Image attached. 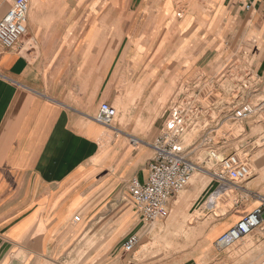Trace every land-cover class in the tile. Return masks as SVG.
<instances>
[{"label":"crops","instance_id":"obj_1","mask_svg":"<svg viewBox=\"0 0 264 264\" xmlns=\"http://www.w3.org/2000/svg\"><path fill=\"white\" fill-rule=\"evenodd\" d=\"M128 1L141 6L127 9ZM147 1L29 0L26 33L13 48L0 46V264H58L68 258L82 230L73 216L91 205V159L109 140L110 128L93 116L101 102L118 100L117 89L132 118L110 130L113 157L100 168V195L109 187L128 189L131 178L145 179L151 156L130 137L151 150L148 132L136 127L147 103L141 108L139 95L135 105L126 97L140 84L139 70L152 71L156 64L211 69L240 54L253 63L257 94L264 97V0H223L222 14L231 17L233 30L214 31L217 43L219 34L222 41L213 52L205 51L200 31L193 39L186 30L180 53L171 48L175 35L169 26L160 33L151 29L157 10L171 15L170 0L154 10L145 28L138 19L123 23L147 11ZM11 5L0 0V19ZM250 122L245 120L248 127ZM254 180L246 187L264 192ZM107 208L96 212L106 223Z\"/></svg>","mask_w":264,"mask_h":264},{"label":"rangeland","instance_id":"obj_2","mask_svg":"<svg viewBox=\"0 0 264 264\" xmlns=\"http://www.w3.org/2000/svg\"><path fill=\"white\" fill-rule=\"evenodd\" d=\"M170 1L171 15L158 13L157 9L162 7L161 3L164 0H148L151 5L146 4L147 11L144 10L141 15L134 18L127 20L123 18V23L127 26L138 19L139 27L145 28L147 20L151 21L154 10L155 13L157 10L153 18L155 21H151L153 24L151 29L160 33V30L169 26L170 32L175 35L172 38L171 48L175 49L177 46L178 53L187 45L184 39L186 33H183L186 30L189 37L194 36L193 39H196V32L200 31L198 35L204 36V48L208 52L209 49L213 52L222 41L219 34L220 42L217 43V37L213 34L215 30H233L234 22L230 20L231 17L222 14L223 0ZM140 6L128 1L124 7L136 9ZM149 9L150 16H148ZM178 12H182L181 17L177 16ZM114 18L117 17L114 15ZM239 55L227 60L226 64H211V69L208 66L193 69L189 68L190 64H156L157 68L152 71L141 69L140 84L135 87L134 95L127 93L126 97L130 98L127 101L129 104L135 105V97L139 95L142 98L141 108L147 103L145 111H140V115L144 118L142 117L141 123L136 127L147 131L149 140H153L152 138L164 125V110L168 108L169 100L173 99L179 86L190 82L196 75L215 78L210 89L201 91L202 96L206 97L203 105L207 115L210 116L209 119L217 120L228 110L229 104H235L241 99L245 101L261 99L263 108L251 117L252 122L249 123V127L245 121L241 124H232L228 119L216 134L212 132L207 136H216L214 139L218 141L225 139L223 147L218 149L220 154L237 152L247 159L251 177L242 184L243 187L253 179H255L254 184L260 183L261 187H264V97L257 94L258 86L254 85L252 79L246 80L245 70H242L245 64H251L252 68L253 63L247 58L241 59L242 56ZM231 68L233 70L228 75V70ZM116 94L118 100L113 106L117 116L112 126L108 127L110 129H108L107 147L100 148L91 159V205L77 212L81 215L79 224L82 230L79 229V238L70 246L68 258L58 264H260L264 260V220L260 228H256L235 243L221 247L215 245L218 236L251 210L255 201L253 198H247L244 192L233 186L225 187L226 184H218L209 174V171L215 170V167L208 161V150L204 147L188 148V157L196 164L192 179L172 198L171 211L165 219L144 222L126 187L119 193L117 192L119 189L113 191L109 187L107 190H102L103 195H100L99 181L103 175L99 173L100 168L105 165L107 159L110 162L113 157V151L110 150V136H114L115 132L110 130H115L113 127H116L118 122L124 123L132 118L129 117L131 109H127V105L121 103L122 95L118 89ZM228 128L232 131H228ZM250 136L254 141L252 145L248 143ZM191 138L194 140L195 134H187L186 140ZM142 145L140 143V148L148 150V156H151V150ZM106 195L107 199L104 198ZM105 204L108 206L107 223L104 218L100 221V213H96L99 207ZM131 232L137 234L139 239L132 251L125 252L122 250V241Z\"/></svg>","mask_w":264,"mask_h":264},{"label":"built area","instance_id":"obj_3","mask_svg":"<svg viewBox=\"0 0 264 264\" xmlns=\"http://www.w3.org/2000/svg\"><path fill=\"white\" fill-rule=\"evenodd\" d=\"M11 2V7L0 19V46L6 49L13 48L19 43L21 36L26 33L28 20L29 0H11ZM181 13L178 12L177 16L181 17ZM232 70V68L228 70V75ZM242 70H245L246 80L252 79L254 85L258 86L259 79L253 73L251 64H245ZM214 79V77L196 75L190 82H185L186 84L183 83L179 86L173 95V99L169 100L168 108L164 110V125L148 144L152 154L147 165L145 179L140 181L137 178H131L127 188L132 202L144 222H154L167 218L171 211L172 198L189 183L195 169L196 164L188 157V148L204 147L208 150V161L215 167V170H208L209 174L218 184L233 186V188L244 192L247 198H253L255 201L251 210L217 238L215 245L221 247L235 243L262 226L264 192L243 187L242 184L251 176L248 161L244 155L237 152L220 154L218 149L223 147L225 139L218 141L214 139L216 136L208 137L207 134L212 132L216 134L222 127L221 125L228 119L232 121V124H241L260 111L263 102L261 99L257 101L241 99L235 104H229L228 110L217 120L209 119L210 116L207 115L203 105L206 97L202 96L201 91L202 89H210ZM251 88L252 84L250 85ZM116 116L117 111L114 106L104 101L100 103L93 120L111 127ZM113 129L118 131L114 127ZM228 131L231 132L232 129L228 128ZM190 133L195 134L194 140L192 138L186 140L187 134ZM130 143L136 145L140 144L141 141L131 136ZM80 219L79 213L73 216L74 222H79ZM138 239L137 234L133 232L127 234L122 241V250L125 252L132 251Z\"/></svg>","mask_w":264,"mask_h":264},{"label":"bare ground","instance_id":"obj_4","mask_svg":"<svg viewBox=\"0 0 264 264\" xmlns=\"http://www.w3.org/2000/svg\"><path fill=\"white\" fill-rule=\"evenodd\" d=\"M191 179H192V177H191ZM191 179H190V181H191ZM190 181H189V182H190ZM226 186H227V185H225V187H226ZM225 187H223V189H224ZM212 199H213V198H212ZM261 264H264V263L261 262Z\"/></svg>","mask_w":264,"mask_h":264}]
</instances>
